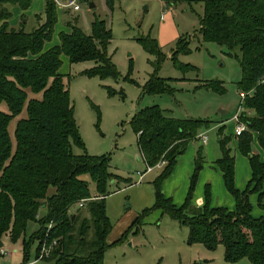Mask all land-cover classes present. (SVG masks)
I'll list each match as a JSON object with an SVG mask.
<instances>
[{
    "label": "trees",
    "instance_id": "trees-1",
    "mask_svg": "<svg viewBox=\"0 0 264 264\" xmlns=\"http://www.w3.org/2000/svg\"><path fill=\"white\" fill-rule=\"evenodd\" d=\"M33 0H0V105L6 103L8 112L0 109V240L9 235L12 242L23 239V261L30 264L31 248L37 242L36 258L40 259L43 245L53 244L51 254L41 259L53 264H105V254L114 244L108 242L112 223L107 214L108 187L119 176L111 171L110 156L87 152L75 116L70 91L59 70L62 56L70 63L94 61L96 65L82 74L102 79H120V73L109 56L113 38L105 20L96 18L92 33L87 34L78 18L67 24L70 31L60 33V42L48 49L58 10L53 0L45 5V21L31 32L10 27L9 5L23 10ZM169 7L191 4L193 0H162ZM204 13L200 16V34L205 42L226 46L241 67L238 82L245 93L242 119L247 130L236 136L237 148L249 157L252 176L245 189L236 187V158L229 146L232 137L222 136V155L214 161L222 173L225 187L235 200V209L211 205V186L206 185L204 204L194 203V191L203 168V148L195 158V169L189 191L181 206L164 194L163 183L172 175L179 157L203 127L206 119H179L168 116L159 105L137 111L131 124L141 153L149 167L167 164L153 181L156 203L146 208L129 230L140 225L153 210L160 209L181 225L189 228V243H201L210 250L225 248V260L234 264L247 258L250 264H264V214L253 215L251 195H258V206L264 211V0H202ZM114 9V0H107ZM41 19V18H39ZM144 50L155 56L151 62L154 73L143 86V94H170L172 79L158 76L166 58L157 39H138ZM178 41L172 59L180 53L192 52L186 43ZM192 67L182 65V67ZM126 79H130V76ZM204 86L224 93L221 81H209ZM109 95L119 91L107 87ZM42 93V97H30ZM121 93H123L121 91ZM98 111L99 107L93 104ZM26 108L27 116L19 119L15 130V146L9 131L11 121ZM257 140L263 154L253 152ZM78 147L82 153L74 152ZM96 184L92 194L90 182ZM83 209L71 212L80 202ZM43 211V212H42ZM88 211V215L85 213ZM30 222L39 229L28 238ZM138 232V230H137ZM121 241V239H120Z\"/></svg>",
    "mask_w": 264,
    "mask_h": 264
},
{
    "label": "rangeland",
    "instance_id": "rangeland-1",
    "mask_svg": "<svg viewBox=\"0 0 264 264\" xmlns=\"http://www.w3.org/2000/svg\"><path fill=\"white\" fill-rule=\"evenodd\" d=\"M47 0H33L30 7L23 10L19 5H9L12 15L10 27L27 32L33 31L45 21V5ZM79 11L58 10V22L55 25L48 49L60 42V33L70 31L68 22L78 18V25L87 33H92V23L96 18L105 20L112 30L113 38L108 47L109 56L116 65L120 79L112 77L102 79L99 76L89 77L82 74L96 65L94 61L70 63L67 56H62V66L59 70L64 83L70 91V97L75 107L78 127L90 155L110 156L111 171L119 176L108 187L106 197L107 214L112 223L108 242L112 245L105 254V264H228L225 260V248L219 245L210 250L201 243H189V228L181 225L170 215L160 209L153 210L144 221L130 227L138 216L156 203L153 181L159 176L167 164L162 167L147 169L143 154L140 151L131 121L138 110L147 106L159 105L168 116L179 119L211 120L210 127H203L196 139L191 140L186 152L179 158L176 177L171 179L166 190L174 203L181 206L189 190L191 175L195 169L197 150L203 148L204 165L221 157L219 130L223 128L222 136L232 137L229 146L236 158V187L245 189L251 179L249 157L242 155L237 148L235 136V114L241 107V95L238 82L241 79V67L238 60L228 54L226 46L216 42H205L200 34V16L204 13L202 0H193L191 4L179 5L174 10H166L162 0H114V9H110L107 0H79ZM91 3L94 7H91ZM44 19V21L41 19ZM151 36L157 39L166 58L158 71V76L172 79L170 84L174 92L170 94H143V86L154 73L151 62L155 56L147 53L139 42V38ZM192 49L191 53H180L177 61L172 59L178 49V41ZM191 65L195 68L182 67ZM130 76L134 82L126 79ZM221 81L224 93H218L206 86V82ZM107 87L119 91L109 95ZM121 91L123 93H121ZM42 97V93L30 97ZM97 105L98 111L93 107ZM0 109L8 112L6 103ZM243 113V112H242ZM27 116L26 108L15 117L9 126V131L15 146V130L17 122ZM207 136V143L201 136ZM253 152L263 154L257 140L253 144ZM74 152L82 153L78 147ZM203 169V168H202ZM222 185L216 183L214 194L210 177L200 179L194 191V199L199 192L205 195L206 185L211 186V205L229 208L233 196ZM143 174V177H141ZM170 178V177H169ZM201 181V182H200ZM92 194L97 195L96 184L89 180ZM228 198L230 200H228ZM254 206L253 215L263 214L258 206V195H251ZM204 203L197 205L202 207ZM196 205V204H195ZM78 204L71 212L79 211ZM43 212V211H42ZM88 215V211L85 213ZM39 229L37 222H30L26 237ZM138 230V232H137ZM121 239V241H120ZM5 258L14 263L23 260V239L12 242L10 237L4 239ZM3 248V247H1ZM0 248V257L1 255ZM37 242L32 245L30 262L36 259ZM32 264H53L51 260H39ZM234 264H250L244 258Z\"/></svg>",
    "mask_w": 264,
    "mask_h": 264
},
{
    "label": "crops",
    "instance_id": "crops-1",
    "mask_svg": "<svg viewBox=\"0 0 264 264\" xmlns=\"http://www.w3.org/2000/svg\"><path fill=\"white\" fill-rule=\"evenodd\" d=\"M163 2V4H164V6H165V9L166 10H174V8H172V7H169L164 1H162ZM45 19V18H44ZM44 19H41V21L43 20L44 21ZM207 143V142H206ZM198 151V150H197ZM197 155V154H196ZM182 156V155H181ZM180 156V157H181ZM179 157V158H180ZM178 164V163H177ZM158 167H162L161 165L159 166L158 165ZM176 168H177V165L175 166V168H174V171H173V173H172V175L170 176V178H168L164 183H163V186H162V189H163V192H164V194L166 195V196H168V197H170L169 195V193L170 192H168V190H166V186H169V184H170V180L172 179L173 180V178L174 177H176V174H177V171H176ZM216 170H218L217 168H216V166H215V164H214V160H212L211 161V163H209V165H204V167H203V169L200 171V179L201 178H203L204 180H206V177H210V178H208L209 180V182L212 184V187H213V184L215 183V181H216V183L220 186V188H221V185H222V181H221V178L219 177V173L216 171ZM220 172V171H219ZM221 173V172H220ZM251 174H252V171H251ZM221 175H222V173H221ZM191 177H192V175H191ZM222 177H223V175H222ZM199 180V179H198ZM223 181H224V178H223ZM201 182V181H200ZM210 185V184H209ZM224 185H225V183H224ZM190 187V186H189ZM226 188V187H225ZM214 190H215V187H213L212 188V192H213V194H214ZM189 191V190H188ZM188 193V192H187ZM211 195H212V193H211ZM204 197H205V195H202L201 194V192H199V194H198V197L196 198V199H194V203L196 204V205H200V204H202V203H204ZM186 198V197H185ZM228 200H230L229 198H228ZM230 206H229V209L230 210H234L235 209V206H234V203L230 200ZM236 204V203H235ZM263 212V214H264V211H262ZM262 215V214H261ZM260 216V215H259ZM8 236L9 235H6L3 239H2V241H3V248L5 249L6 248V244H5V242H4V239L5 238H8ZM23 252V251H22ZM2 257H0V264H18V263H14L13 261H11L9 258L7 259V258H5L4 257V255H1ZM39 260H42V259H35L34 260V262L36 263L37 261H39ZM23 261V260H22ZM34 262H30V264H32V263H34ZM20 264V263H19Z\"/></svg>",
    "mask_w": 264,
    "mask_h": 264
},
{
    "label": "built area",
    "instance_id": "built-area-1",
    "mask_svg": "<svg viewBox=\"0 0 264 264\" xmlns=\"http://www.w3.org/2000/svg\"><path fill=\"white\" fill-rule=\"evenodd\" d=\"M55 2L56 8L60 9V10H72V11H79L81 9L79 0H53ZM241 95V107L239 108L238 112L235 114L234 118H235V122H236V127H235V135L239 136L241 135L244 131L247 130V124L246 122L242 119V112L245 110L242 103L244 102L245 93H240ZM201 138L203 139V142L206 143L207 142V136L202 135ZM164 163V162H162ZM152 167H149L147 169L151 170ZM141 177H143V174H141ZM88 201L87 200H81L80 202H78L77 204L79 205L80 208L84 207L86 205ZM56 244V242H54L53 244L47 246L46 244L43 245L42 251H41V255H40V259L43 257H47L51 254V250H52V246ZM5 253V249L1 248V254L3 255Z\"/></svg>",
    "mask_w": 264,
    "mask_h": 264
},
{
    "label": "water",
    "instance_id": "water-1",
    "mask_svg": "<svg viewBox=\"0 0 264 264\" xmlns=\"http://www.w3.org/2000/svg\"><path fill=\"white\" fill-rule=\"evenodd\" d=\"M91 7H94V4L93 3H91ZM1 247H3V241L2 240H0V248Z\"/></svg>",
    "mask_w": 264,
    "mask_h": 264
}]
</instances>
